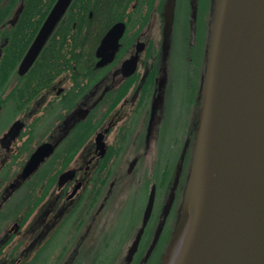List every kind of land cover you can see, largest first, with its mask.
I'll return each instance as SVG.
<instances>
[{
  "label": "flooded vegetation",
  "instance_id": "flooded-vegetation-1",
  "mask_svg": "<svg viewBox=\"0 0 264 264\" xmlns=\"http://www.w3.org/2000/svg\"><path fill=\"white\" fill-rule=\"evenodd\" d=\"M56 2L0 0V251L20 247V256L0 264H34V255L60 235L54 260L80 264L88 256L90 262L99 239L105 249L124 241L112 235V213L130 201L140 204L147 188L130 248L153 186L151 217L138 250L124 264H168L184 207L173 227L188 147L182 146V162H176L171 146L159 139L167 134L164 102L146 95L170 84L176 10L170 11L169 0H72L23 69ZM195 12L184 52L193 73L190 86L198 77L205 30ZM118 22L125 31L116 54L98 65L102 39ZM157 116V143L151 144L150 121ZM44 145L50 153L25 176ZM153 147L159 156L163 150L171 154L165 176L160 177L159 156L152 165L145 162Z\"/></svg>",
  "mask_w": 264,
  "mask_h": 264
},
{
  "label": "water",
  "instance_id": "water-1",
  "mask_svg": "<svg viewBox=\"0 0 264 264\" xmlns=\"http://www.w3.org/2000/svg\"><path fill=\"white\" fill-rule=\"evenodd\" d=\"M71 1L57 0L23 69ZM175 2L169 0L170 11ZM124 31L125 24L118 22L106 33L98 48V65L113 60ZM203 92L197 145L177 236L194 213L176 264H264V0H218ZM50 151L41 146L24 175ZM155 199L153 186L129 259L138 250Z\"/></svg>",
  "mask_w": 264,
  "mask_h": 264
},
{
  "label": "rangeland",
  "instance_id": "rangeland-1",
  "mask_svg": "<svg viewBox=\"0 0 264 264\" xmlns=\"http://www.w3.org/2000/svg\"><path fill=\"white\" fill-rule=\"evenodd\" d=\"M184 4L181 5L180 14L182 16ZM179 16V22L177 26V35H176V53L173 56L172 60V69L169 70V74L171 76L170 84L166 86V88H160L156 90L155 98L153 100H160L164 102V116L162 121H165V125H167L166 130L172 128V138L178 139L185 138L186 134L190 132V128L193 124L194 112L197 107V96H198V87L192 83L190 86L191 79L189 78L190 73L188 71L189 68V59H185L184 52L186 51V33L184 26L182 28V17ZM188 63V64H187ZM196 77L195 80H197ZM196 84V82H195ZM192 87V88H191ZM158 103V101H157ZM154 118V117H153ZM152 118V119H153ZM160 117H155L154 121H150V124H154L153 131L151 132V144H156L157 142V127L158 120ZM146 124V121H145ZM146 127V125H145ZM159 128V127H158ZM162 129H165L162 127ZM170 131V132H171ZM164 136V135H163ZM170 133L167 139L162 140L163 146H169V138ZM189 137V135H187ZM156 140V141H155ZM182 145V143L180 144ZM154 146V145H153ZM171 146V145H170ZM176 149L175 155L173 157L177 158L181 146H175ZM165 149V148H163ZM160 155H162V163L161 166H165L168 161V156L170 152L168 150L161 151ZM159 156L158 151H154V147L150 148L146 151L145 157L147 161L146 163L152 165L153 157L157 158ZM171 158V157H170ZM160 166V167H161ZM143 200L140 204L134 202V205H131V201L125 204L122 211H117L116 213H112L113 218V230L111 232L113 237L116 239H123L121 244L109 245L107 249L99 247L103 245L101 239L97 241L94 245V248L91 251V261L89 262L88 256H86V260L84 258H80V264H124L126 260V254L128 252V243L131 241V237L135 234L137 228L141 224L143 208L145 203L147 202V188L145 189V193L143 196ZM132 200V198L130 199ZM194 210L189 214L187 219L184 221L183 227H181L180 232L177 236V242L175 244V248L173 250L172 257L168 264H174L180 258L181 253L183 252L184 245L186 243L188 234L190 232V224L193 219ZM189 221V218L191 217ZM132 221V222H131ZM129 222H131L129 224ZM190 222L189 226L188 223ZM132 226V228H131ZM111 236V233L108 234ZM62 235L59 237L56 236L54 239L55 243L51 244V246L47 249H44L40 252L39 255H34L35 258L33 262L34 264H62L64 260H54L58 256L60 251L59 243L61 241ZM128 242V243H127ZM96 246V247H95ZM20 247L10 248V249H1L0 251V262L3 263L7 258H13L16 256H20ZM71 256L70 254L65 257ZM66 259V258H65ZM60 261V262H59ZM59 262V263H58ZM65 264L70 263L69 259L64 262Z\"/></svg>",
  "mask_w": 264,
  "mask_h": 264
},
{
  "label": "trees",
  "instance_id": "trees-1",
  "mask_svg": "<svg viewBox=\"0 0 264 264\" xmlns=\"http://www.w3.org/2000/svg\"><path fill=\"white\" fill-rule=\"evenodd\" d=\"M194 1H195V3H194L193 7L191 4V0H176V2H175L176 25H178L179 16H181V14H180L181 8L180 7L182 4H184L181 17H182V22H183L182 28L184 26L185 33H186L185 34L186 39L188 36L187 31H189V29L191 30V24L189 21V17L191 15L190 14L191 12L196 13L195 11L197 10L199 24L203 25V27L205 24L204 37H203V39H204L203 50L201 51V55L199 56V60L197 61L198 62V71L196 74L198 75V79L195 81L196 84L194 82V85H196L198 87V96H197V104H196L197 107H196V110L194 112L195 116L193 119V124L190 128V132L187 133V135H189V137L179 138V140L177 138L171 139L172 134H173L171 131L172 128L167 129V134L165 133V134L160 135V141L162 143V140L167 139L169 136V133H170V137H169L170 138L169 139L170 144L168 147H170V145H171V148L173 150L172 151L173 155H175V150H174L175 146H178L179 144L183 143L181 145V149H183V147H182L183 145L188 147L187 159L185 161L186 166H185V170L183 173V179L181 182V186L179 188L178 208H177V212H176L177 214H176V216H174L175 222H173V227L176 226V224L179 221L180 215H181V210H182V206H183V203L185 200L186 189H187V185H188L187 183L189 180V175H190V171L192 168L195 149H196V145H197L199 124H200V117H201V109H202V104H203V90H204V83H205V75H206V71H207L209 50H210L211 37H212V30H213L216 8H217V3H218V0H194ZM194 22L196 23L197 20ZM207 27H209L208 31H207ZM186 41L188 42V40H186ZM187 47H188V43H187ZM191 73H192V71H191ZM147 90L148 89H146V92H147ZM156 90L157 89H149L148 90L149 95L148 96L146 95V100H147V97L151 98V100H153V98L156 97L155 96ZM179 154H178L177 158H175V159H176V162L180 161V163H181L182 160H181V158H179ZM169 156H168V158H169ZM161 157H162V155H160L158 158L160 177H162V175L165 176L168 174V167H169V163L165 166H161V163H162Z\"/></svg>",
  "mask_w": 264,
  "mask_h": 264
},
{
  "label": "bare ground",
  "instance_id": "bare-ground-1",
  "mask_svg": "<svg viewBox=\"0 0 264 264\" xmlns=\"http://www.w3.org/2000/svg\"><path fill=\"white\" fill-rule=\"evenodd\" d=\"M174 264H176V261H175V263Z\"/></svg>",
  "mask_w": 264,
  "mask_h": 264
}]
</instances>
